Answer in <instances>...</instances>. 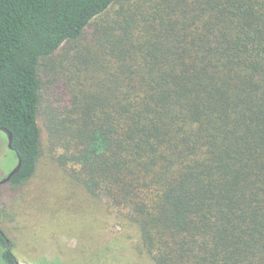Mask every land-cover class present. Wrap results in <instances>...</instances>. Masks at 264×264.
<instances>
[{"label":"trees","instance_id":"1","mask_svg":"<svg viewBox=\"0 0 264 264\" xmlns=\"http://www.w3.org/2000/svg\"><path fill=\"white\" fill-rule=\"evenodd\" d=\"M63 50L68 98L47 114ZM42 117L77 181L130 210L154 264H264V0H0L13 189L36 174ZM7 240L0 228L16 264Z\"/></svg>","mask_w":264,"mask_h":264},{"label":"rangeland","instance_id":"2","mask_svg":"<svg viewBox=\"0 0 264 264\" xmlns=\"http://www.w3.org/2000/svg\"><path fill=\"white\" fill-rule=\"evenodd\" d=\"M120 4L108 14L95 19L86 33L87 45L103 18L112 16ZM75 54L76 44L67 45ZM57 53L50 60L56 69L44 74L45 94L50 105L68 98L65 67L68 61ZM44 152L35 176L13 189L0 187V228L12 244L18 264H154L145 250L139 227L131 212L116 207L107 196H93L77 181V166L63 164L47 136L44 117L39 119ZM0 131V180L16 167L17 156L8 147ZM58 151V152H57ZM76 170V171H75ZM76 173V174H75ZM4 248L0 246V264Z\"/></svg>","mask_w":264,"mask_h":264},{"label":"water","instance_id":"3","mask_svg":"<svg viewBox=\"0 0 264 264\" xmlns=\"http://www.w3.org/2000/svg\"><path fill=\"white\" fill-rule=\"evenodd\" d=\"M0 131L4 132L5 135L7 136L8 148L12 150L13 149V145H12L13 144V136H12L13 134L5 128H0ZM21 165H22V161L19 159L18 164L14 168V170L6 178L0 180V187L8 184L11 181L12 177L15 176L20 171ZM7 244H8V249L12 250V244L9 240H7Z\"/></svg>","mask_w":264,"mask_h":264},{"label":"flooded vegetation","instance_id":"4","mask_svg":"<svg viewBox=\"0 0 264 264\" xmlns=\"http://www.w3.org/2000/svg\"><path fill=\"white\" fill-rule=\"evenodd\" d=\"M17 164H18V163H17ZM16 166H17V165H16ZM8 175H9V174H8ZM8 175H7V176H8Z\"/></svg>","mask_w":264,"mask_h":264}]
</instances>
